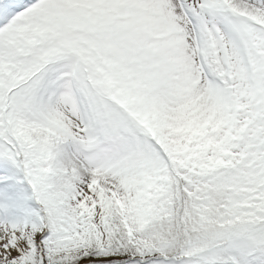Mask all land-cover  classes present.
<instances>
[{
    "label": "snow or ice",
    "instance_id": "obj_1",
    "mask_svg": "<svg viewBox=\"0 0 264 264\" xmlns=\"http://www.w3.org/2000/svg\"><path fill=\"white\" fill-rule=\"evenodd\" d=\"M0 264H264V0H0Z\"/></svg>",
    "mask_w": 264,
    "mask_h": 264
}]
</instances>
